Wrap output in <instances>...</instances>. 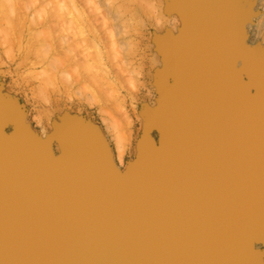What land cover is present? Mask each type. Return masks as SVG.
<instances>
[{"label": "water", "instance_id": "95a60500", "mask_svg": "<svg viewBox=\"0 0 264 264\" xmlns=\"http://www.w3.org/2000/svg\"><path fill=\"white\" fill-rule=\"evenodd\" d=\"M229 1L234 0L224 1L213 10L212 6L204 8V0H194V8L197 11L195 19L200 21L196 29L202 30H196L197 38L199 36L210 43L215 37L219 45L228 40L235 53L233 56H243L244 63L247 62L250 68V72L235 68L232 78L226 79V85H221L219 79L213 76L218 89L213 91V101L218 104L224 98V112L230 113L228 126H233L237 119L236 104L242 105L239 119L264 121V104H260L261 100L239 95L233 86L242 85L253 78L257 83L253 85L254 89L264 94L260 89L264 90L261 82L264 64L257 54L259 45L249 46L245 42L244 22L248 19L245 5L250 0H242L241 25L238 29L234 27L239 17L238 8ZM217 2L219 0L214 1ZM178 9L185 12L182 8ZM221 25L224 32H216ZM165 43L161 41L160 47L163 51H169L168 43ZM194 52L198 51L194 48ZM210 53V49L208 52L204 49L196 59ZM181 60L176 61L179 68L171 67L167 72L175 77L178 87L176 96L180 95L181 88L180 75L175 69L181 71L184 68ZM222 94L224 96L220 98ZM164 105L163 97L162 108ZM200 105L197 100L195 112H203ZM218 111L223 112V109ZM11 112L8 104L0 105L3 118L6 115L11 117ZM149 112V121L160 131L159 145L143 139L137 158L128 164L125 172L110 162V168L94 170L80 164L79 152L73 140L70 153L54 163L65 168L79 163L75 166L77 175L54 170L52 166L49 173L54 174L49 180L45 175L31 173L36 166L23 160L24 156L35 155L29 145L17 149L9 146L11 150L6 147L7 150L0 153V264H261L264 249H257L256 244H264V135L246 141L247 151L237 148L236 141H227L221 135L217 137L219 144L216 146L217 141L213 138L203 139L210 132L208 128L217 126L206 115L191 128L187 151H180L175 156L170 143L166 141L170 126L164 121L168 116L166 118L162 111ZM20 122L21 119H17V124ZM75 122L80 127L84 125L79 118ZM71 125L66 119L65 128ZM85 134L103 144L95 137L98 135L96 130L88 129ZM193 135L197 137L196 143ZM4 138L0 139V145L6 142ZM33 139L28 137V141ZM254 139L256 146L252 145ZM37 142L42 145L38 139ZM194 149L207 153L201 155L207 161L211 158L212 161L225 159L224 165L208 179L190 177L189 184L177 189L178 192L195 193L192 201L196 205L185 208L205 221L192 226L183 222V226H177L166 236L164 233L171 223L164 226L147 216L155 210L156 205L163 204L159 202L161 192L142 191L162 190L163 186L146 185L153 178L152 174L159 169L169 170L181 159L190 157ZM45 150L49 149L45 147ZM192 165L196 167V164ZM49 181L52 186H49ZM226 211L233 215L230 221L227 220ZM213 215L216 218L212 219ZM167 220L172 222V218ZM217 223L223 224L221 233L219 230L216 233L212 231L219 226ZM159 225L164 229L162 232L158 231ZM220 241L223 242L221 253L226 258L213 257L212 249H216ZM210 256L213 258L209 259Z\"/></svg>", "mask_w": 264, "mask_h": 264}, {"label": "bare ground", "instance_id": "6f19581e", "mask_svg": "<svg viewBox=\"0 0 264 264\" xmlns=\"http://www.w3.org/2000/svg\"><path fill=\"white\" fill-rule=\"evenodd\" d=\"M5 1V0H4ZM8 1L9 0H7L6 2L8 3ZM13 1V0H12ZM12 1H10V3H8L9 4V12H7L8 11V9H5V10H0V12H1V15L3 16V17H0V22H2V25H3V23L6 21V20H8V22L6 21L5 23H6V25L8 26V24H9V26L8 27H10L9 29H7L6 27H3L4 29H6L5 30V32L3 31V34L5 33L6 34V32L7 33H9V34H12V35H10V36H12V39L14 40V39H17L16 41H22V42H26V44H25V47H29V46H31L32 44H29V42H30V38L29 39H27L28 38V35H30L31 34V36H34V38L36 37L37 38V41H38V43H40V44H38V43H35V44H33V46L31 47V49L30 50H32V48H33V51H34V49H35V47L37 48V46L40 48L41 46H43L44 48L43 49H45V51H46V53L47 54H50L51 52H53V51H51V52H47V50H48V48H49V45L51 44V43H49L48 41H52V40H49V36L51 35L52 36V34H50V35H48L49 33H51V31H52V29H60V25L62 26V24H63V22L66 20V18H68L69 16V18H70V20L72 19L71 17H73L74 15H71V14H75V16H76V19H78V20H76V19H74V17H73V19H72V25L74 24L75 25V23L76 22H78L79 21V18H80V16L82 15V12H83V10L82 11H80V7H82L83 5V1H82V4H81V2H80V0H77L78 2H75L76 0H71V5H70V3H68L66 0V2L70 5V7H71V9H73L74 8V10H76L74 13H71V11H70V9L68 8L69 6L66 4V2H65V4H64V2H62L61 0V2L59 1V0H57V2H59V3H57L56 1H54V0H49V2L51 3V1H52V3H53V10H54V12H53V10L52 11H50L49 9H50V7H52L51 6V4H49V2H47L48 0H45V1H39L38 0V2H36L37 0H22L21 1V3L22 2H24L23 4H21V3H19L20 2V0H19V2H18V0H14L13 2ZM54 1V2H53ZM96 0H85V4H87L88 5V3H89V5H91L90 6V8H92L91 10H93V8L95 7L96 8V12L98 11L97 9H99V7H101L100 5L97 7L96 5H98V1H97V3L95 2ZM107 1V0H106ZM109 1V3H110V0H108ZM108 1H107V7H108ZM142 1V0H141ZM160 1V0H159ZM162 1L163 0H161V4H160V2H159V5L156 7V5H157V3H155L156 5L153 7V6H151L152 4V2L150 3V2H148V3H146V4H150V7L152 8H154V10L155 11H158V13H159V11L161 12V14H166L167 12H171V9H172V7H174L173 8V10H175V12H178L180 15H181V18H182V20H183V23H184V25H183V29L180 31V33L178 32V31H176L177 33H178V35H170V36H168L165 40H164V42H166L165 44H167L166 46L168 47L169 46V51H163V49H162V51H161V53L163 52V54H161V55H164V62L166 63V66L165 67H167V68H165V69H167V72H168V70H169V68H171V67H173V68H179V66L177 65V60H181V58H182V60H181V62L184 64V68L181 70V71H179V70H177V69H175V72L177 73V74H179L180 75V77L178 78L179 79V84H180V95L179 96H176L175 94L178 92V87H176V81H175V77L173 76V75H171L170 73H166V76L164 77V79L165 80H167V78H170V77H173L174 78V80H173V84H169V83H167V81H161L160 82V84H159V95H160V97H159V102H158V105H157V107H155L153 110H157V112H160V111H162V112H164L165 114H166V118H167V116H168V118H167V121H164L166 124L168 123L169 124V126H170V130H168L167 131V133H166V141L167 142H169L170 143V149H171V152L172 151H174L173 153L175 154V156L177 155V153L178 152H180V151H187V148H188V144H187V141H188V139H189V136H190V133H191V128L193 127V125H196L199 121H201L203 118H205L206 117V115H208V117H209V119L210 120H214V123L217 125V126H215V127H213V129H212V126L210 127V128H208L209 129V133H207V135L208 136H206L205 138L203 137V139H205V140H212V138L214 139V140H216L217 141V144H216V146L219 144V142H218V138L217 137H219V135H221L223 138H225L227 141H236V142H234V143H236V146H237V148H241V149H243L244 151H247L248 150V145H247V142L246 141H251L254 137H261V136H263L264 135V121H257V120H251V121H248V120H246V118H244L245 120L243 121L242 119H239V117H240V113L239 112H242V105H240V104H236L235 106V110H237V119L235 120V123L234 124H232L233 126H228V122H229V118H230V113L229 112H224V103H223V100H224V98H223V94L221 95V97L220 98H223L222 100H221V102H218V104H215L214 103V101H213V99H214V95H213V91L214 90H218L217 89V87H216V85L214 84V82H213V76L215 75V77H217L218 79H219V81H220V83H221V85H226V79H228V77H231L232 78V76H231V74H233L234 73V71H235V68H239L240 70H246V72L248 71V72H250L249 70H250V68H249V66H248V63L246 62V64L244 63V59H243V56H238V55H234L233 56V54H235L234 53V51L231 49L232 47L230 46V43H229V41L228 40H226V42L225 43H222V44H218L217 42H216V40H215V37L213 38V40L212 41H210V43H209V41H205V40H201L200 38H199V36H198V38H197V36H196V30H198V32H199V30L200 31H202L201 29H196L197 28V24H198V22H200L199 21V19L198 18H196L195 19V16H196V13H197V11H196V9L194 8V0H171V3L173 4V6H172V4H170L169 2L167 3V1H163V3H162ZM181 3H180V2ZM219 1H221V0H219ZM1 3H2V1H0ZM16 2H18L19 3V5H20V7L17 5V3ZM42 2H44V4H43V6H41L40 7V3L42 4ZM80 2V4L82 5V6H80L79 7V5L77 4V3H79ZM86 2H88V3H86ZM104 2V1H103ZM112 2H114V1H112ZM143 3H145V1H142ZM142 2H141V4L140 5H142ZM156 2H158V1H156ZM264 2V1H263ZM0 3V4H1ZM5 3V2H4ZM7 3H5V5H3V6H6V7H8L6 4ZM37 3H39V5L37 4ZM57 4V6L58 7H56V4ZM63 3V4H62ZM115 3V2H114ZM182 3H183V5L184 6H182ZM55 4V5H54ZM106 4V3H105ZM154 4V3H153ZM178 4V5H177ZM258 4V3H257ZM47 5H50L49 7H47ZM64 5H67V7H65ZM87 5H84L85 6V8L87 7V8H89ZM148 5H147V7H148ZM84 6H83V8H84ZM94 6V7H93ZM111 5L109 4V10H106L105 12L108 14V12L110 11V14H112V10L113 9H111V7H110ZM114 6V5H113ZM117 6H118V4H117ZM38 7H40V8H38ZM73 7V8H72ZM106 7V8H107ZM116 7V6H115ZM137 7H138V5H137ZM142 7V6H141ZM140 7V8H141ZM143 7H144V9L145 10H143ZM142 7V10L144 11V12H146L147 14L149 13L148 12V10H146L147 9V7L146 6H143ZM146 7V8H145ZM149 7V8H150ZM178 7L179 8H182L183 10H185V12L184 11H180L179 9H178ZM209 8L211 7V5L210 6H208ZM49 8V9H48ZM63 8H64V10H63ZM67 8L69 9V11L67 10ZM82 8V9H83ZM85 8H84V12H85V14L87 15L88 13H86V11L88 10L87 8V10L85 11ZM89 8V9H90ZM105 8V7H104ZM104 8H102V10H101V8L99 9V15L100 14H103L104 15V11H103V9ZM114 8V7H113ZM118 10H121V8H120V6H118ZM153 8H152V11L151 10H149V11H151V12H153ZM67 10V12L65 13V11ZM7 10V11H6ZM22 10H23V13H22ZM62 10V11H61ZM91 10H89L90 12H91ZM115 10V9H114ZM118 10H116V11H118ZM6 12V14L4 15L3 14V12ZM50 11V12H49ZM61 11V12H60ZM63 11H64V14H61V13H63ZM88 11V12H89ZM94 11H95V9H94ZM93 11V12H94ZM103 11V12H102ZM139 11H141V9L139 10ZM53 12V13H52ZM60 12V13H59ZM78 14H77V13ZM89 12V14H91L92 15V13L93 12H91L90 13ZM102 12V13H101ZM51 13V14H50ZM67 13L69 14L68 16H67ZM119 13V12H118ZM154 13V12H153ZM178 13H176V16H180V15H178ZM262 13V12H261ZM24 14V15H23ZM88 14V15H89ZM95 14V13H94ZM93 14V15H94ZM107 14L106 15H101V17H104V18H102V21H101V28H100V31H101V29H102V32H103V30L106 32V33H108L107 35L109 36L110 34V32L112 31V29H111V27H110V30L108 31V28H109V24H110V20H109V17L111 16V15H109L108 16V18H106L105 16H107ZM156 14V13H155ZM173 14V13H172ZM0 15V16H1ZM49 15H51V16H49ZM61 15H63V16H67L66 18L65 17H62ZM99 15L97 14L96 16H98V17H96L95 15V17L91 20V18L89 19L88 18V22H85L84 20H85V18H84V13H83V15H82V17L83 18H81V19H84V20H82L83 21V25H85L84 24V22L86 23V26H88L87 25V23L89 24V26L91 27V26H93V23H91V25H90V23L89 22H93L94 21V24L95 25H97V24H99L100 23V21H99ZM119 15H120V13H119ZM118 15V16H119ZM121 15H123V14H121ZM157 15V14H156ZM155 15V16H156ZM174 15V14H173ZM245 15L247 16V13H246V10H245ZM63 18V19H65L63 22L62 21H60V22H62V24L61 23H59V28L57 27L56 28V25H58L57 23L59 22L58 20H59V18H60V20H61V17ZM79 16V17H78ZM112 16H113V14H112ZM117 16V17H118ZM124 16H125V14H124ZM124 16H122V17H124ZM245 16V17H246ZM261 16V15H260ZM263 16V15H262ZM261 16V17H262ZM7 19H6V18ZM22 17H23V19H22ZM78 17V18H77ZM116 17V18H117ZM1 18H3V19H5V21L3 20V19H1ZM68 18V19H69ZM96 18H97V21L96 22H98L99 21V23H96L95 22V20H96ZM110 18H112V17H110ZM119 18V17H118ZM176 18V17H175ZM247 18H248V16H247ZM21 19H22V21L23 22H21ZM178 19V18H177ZM70 20H68L69 21V24L71 23V21ZM90 20V21H89ZM100 20H101V18H100ZM109 20V21H108ZM111 20H113V19H111ZM119 20V19H118ZM180 20V19H179ZM261 20H263V19H260V21L259 22H261ZM56 21H58L57 23H56ZM67 21V20H66ZM65 21V22H66ZM81 21V20H80ZM82 21H81V23H82ZM115 21V20H114ZM247 22H248V19L246 20ZM246 21L244 22V31H245V42L249 45V46H253V44H255V43H253V41H254V37H253V33H252V36L250 35L251 33H250V29H249V27L250 26H248V25H246L245 23H246ZM16 22H17V24H16ZM74 22V23H73ZM118 21H116V23H117ZM159 23H158V25L161 23L160 21H158ZM181 23V22H180ZM253 23V22H252ZM262 23H264V22H261V24ZM21 24V26H19ZM65 24H67V23H65ZM68 24V25H69ZM67 25V26H68ZM72 25H69L68 27H66V28H70V26L72 27V28H74ZM77 25L80 27L79 28V32H80V34H82V36H84V37H86L84 34H88V38H87V40L89 39V35L92 33V32H94L95 31V33H94V35L96 36H93V38H97L98 39V37H100L99 38V40H101V37H102V35L100 36V34L102 33H98L97 34V27L96 26H93V27H95V28H93V27H91V29L93 30H91L90 32V34H89V32L87 31V30H85L84 29V27H83V25L81 24H79V22L75 25L76 27H75V29H77L78 27H77ZM100 25V24H99ZM99 25H97L98 27H99ZM179 25V24H178ZM177 25V27H179ZM190 25V26H189ZM258 25H260V24H258ZM263 25V24H262ZM262 25L261 26H258V28H260V27H262ZM88 26V27H89ZM103 26V27H102ZM181 26H182V24H181ZM248 26V27H247ZM51 27H53L52 29H51ZM65 26H64V24H63V27H61V28H64ZM90 27H89V29H90ZM119 27H120V25H119ZM118 27V28H119ZM175 27V26H174ZM50 28V29H49ZM66 28H64L65 30H67ZM86 28V27H85ZM118 28L116 29V30H118ZM180 28V27H179ZM201 28V27H200ZM256 29V32H259V30H262L261 28L260 29ZM97 29V30H96ZM120 29V28H119ZM170 29H171V27H170ZM173 29V28H172ZM177 29V28H176ZM217 29V31L216 32H220V33H223L224 32V28H223V26L221 25L220 27H217L216 28ZM264 29V28H263ZM10 30H11V32H12V30H14L15 31V33H11L10 32ZM54 30V31H55ZM63 29H61V31H62ZM179 30V29H178ZM28 31H29V33H28ZM50 31V32H49ZM64 31V30H63ZM69 31H72L71 32V34H73V36L71 37L70 36V38H69V32H68V34L69 35H67L66 36V34H64V33H62L63 35H60V37H59V40H58V43H60V47H59V44L57 43V46L59 47V49L60 48H62L63 49V51L65 52V56H67L68 58H71V56H73L72 55V52H73V50L75 51L76 49V47L74 48V46L77 44V43H79V41L78 42H75L74 40H76L77 41V37H78V34H79V32H77L76 30H74V31H76L75 32V34L73 33L74 31H73V29L72 30H69ZM88 33H87V32ZM163 31V30H162ZM173 31H175V30H173ZM53 32V31H52ZM65 32V31H64ZM66 32V33H67ZM114 32V31H113ZM214 32V31H213ZM261 32V31H260ZM264 32V31H263ZM25 33L27 34L28 33V35H25ZM78 33V34H77ZM105 33V34H106ZM173 33H175V32H173ZM176 33V34H177ZM215 33V32H214ZM247 33H248V35H247ZM254 33H255V31H254ZM2 34V35H3ZM4 34V35H5ZM14 34H15V36H14ZM54 34H55V32H54ZM59 34H60V30H59ZM59 34H57L58 36H59ZM79 34V35H80ZM97 34V35H96ZM104 34V33H103ZM105 34H104V36H105ZM224 34H227V33H224ZM262 34V33H261ZM3 35V36H4ZM48 35V36H47ZM56 35V34H55ZM74 35H76V37L75 38H73L74 37ZM93 35V34H92ZM113 35L114 34H112V35H110L111 37H113ZM119 35V34H118ZM168 35V34H167ZM166 35V36H167ZM213 35H215V34H213ZM255 35H256V33H255ZM258 35V34H257ZM259 35H260V33H259ZM259 35H258V37H259ZM2 36V37H3ZM18 38H17V37ZM27 36V37H26ZM58 36H56V37H58ZM67 38H66V37ZM159 36V35H158ZM5 37H7V35H5L3 38H5ZM8 37H9V35H8ZM8 37L6 38V39H8ZM53 38H54V36H52ZM11 38V37H10ZM35 38V39H36ZM39 38V39H38ZM48 38V39H47ZM73 38V39H72ZM82 37H80L79 39H81ZM93 38H92V40H93ZM104 38V37H103ZM102 38V39H103ZM257 38V37H256ZM70 39H72V40H70ZM83 39V38H82ZM84 39H86V38H84ZM83 39V40H84ZM109 39H111V38H109ZM199 40L198 41V43L196 42V40ZM4 40V39H3ZM11 40V39H10ZM9 39H8V42L10 41ZM32 40V39H31ZM54 41H56L57 42V38L55 39H53ZM86 40V41H87ZM90 40H91V38H90ZM96 40V39H95ZM2 41V40H1ZM5 41V40H4ZM4 41H2V43L4 42ZM112 41L114 42L115 40H113L112 39ZM263 41V40H262ZM13 42V41H12ZM19 42H17V43H19ZM34 42V41H33ZM36 42V41H35ZM48 42V43H47ZM80 42H82L81 40H80ZM89 42V41H88ZM86 43V44H84L85 45V47H86V45H87V47L89 46V44L90 43ZM96 41H94L93 40V43H95ZM98 42V41H97ZM96 42V43H97ZM21 43V42H20ZM83 43H84V41H83ZM99 43H101V42H99ZM4 44V43H3ZM5 44H6V41H5ZM4 44V45H5ZM9 44V43H8ZM12 44V43H11ZM13 44H14V42H13ZM12 44V45H13ZM24 44V43H23ZM36 44H38L37 46H36ZM250 44H252V45H250ZM10 45V44H9ZM22 45V44H21ZM29 45V46H28ZM34 45H35V47H34ZM39 45H41V46H39ZM80 45V44H79ZM78 45V46H79ZM94 46H95V44H93ZM103 45V44H102ZM114 45V44H113ZM255 45H259L258 46V52H257V54H258V56L260 57V59L263 61V64H264V45L262 44H255ZM52 46H53V48H54V50H55V42H53L52 41ZM56 46V47H57ZM81 46V45H80ZM79 46V47H80ZM91 46V45H90ZM97 46H99V45H97ZM112 46V45H111ZM23 47H24V45H23ZM22 47V48H23ZM82 47V46H81ZM84 47V48H85ZM86 47V48H87ZM93 47V46H92ZM102 47V46H101ZM19 48H21V47H19ZM21 48V49H22ZM38 48V49H39ZM50 48H51V46H50ZM85 48V49H86ZM89 48V47H88ZM91 48V47H90ZM94 48V47H93ZM99 49H101L100 48V46L98 47ZM98 48H94L95 50L94 51H96V49H98ZM105 48V47H104ZM114 48V47H113ZM112 48V49H113ZM194 48L196 49V51H198L197 53H193V50H194ZM24 49V48H23ZM22 49V50H23ZM42 49V50H43ZM81 49V48H80ZM207 50V52L209 51V49L211 50V53L209 54V56H207V55H204V54H202L198 59H196V57H197V55H200L201 53H202V51L203 50ZM28 50V49H27ZM30 50H28V53L30 54V52H31V54H32V51H30ZM36 50V49H35ZM50 50H53L52 48L50 49ZM88 50V49H87ZM26 51V50H25ZM24 51V52H25ZM45 51H44V53H45ZM56 51V50H55ZM60 51H62V50H60ZM78 51V50H77ZM81 51H83V50H81ZM93 51V52H94ZM93 52H92V56H90V54H89V56L90 57H92L93 58ZM100 52H101V50H100ZM23 53V52H22ZM41 53H42V51H41ZM45 53V54H46ZM54 53V52H53ZM88 53V52H87ZM90 53H91V51H90ZM96 53V52H95ZM102 53V52H101ZM46 54V56H48ZM52 54V53H51ZM50 54V55H51ZM73 54H75V52H73ZM80 54V53H79ZM110 54H112V53H110ZM182 54V57L181 58H179L180 57V55ZM25 55V54H24ZM24 55H22L25 59H26V57L28 56L27 55V53H26V55L27 56H24ZM49 55V56H50ZM94 55H96V54H94ZM99 54H98V52H97V56H98ZM103 55H104V52H103ZM102 55V56H103ZM114 55V54H113ZM160 55V56H161ZM204 55V56H203ZM42 57L44 56V55H41ZM48 56V57H49ZM54 56V55H53ZM70 56V57H69ZM77 56V55H76ZM81 56H83V55H81ZM101 55H100V57H102ZM116 56H117V52H116ZM115 56V58H117ZM193 56V57H192ZM236 56V57H235ZM48 57L46 58V59H48ZM89 57V58H90ZM163 57V56H162ZM50 58V57H49ZM74 58V57H73ZM78 58V57H77ZM80 58V57H79ZM111 58V57H110ZM119 58V57H118ZM117 58V59H118ZM27 59H29V58H27ZM42 59V58H41ZM45 59V60H46ZM86 59V58H85ZM104 59V58H103ZM112 59V58H111ZM44 60V59H43ZM52 60H54V58L53 59H51L50 61H51V63L53 62ZM69 60H71V59H69ZM68 60V61H69ZM100 61L102 60L101 58L99 59ZM26 61V60H25ZM38 61H40V60H38ZM38 61H37V63H38ZM55 61H56V58H55ZM57 61H59V60H57ZM75 61V60H74ZM34 62V61H33ZM41 62V61H40ZM46 62V61H45ZM45 62H42V64H44ZM76 62V61H75ZM80 62H81V60H80ZM102 62V61H101ZM121 62V61H120ZM26 63V62H25ZM35 63V62H34ZM46 63H48V65L49 66H51V65H54L55 67H57V68H55L54 66L52 67V68H55L57 71L56 72H58L59 71V68H58V66H56L57 65V63L55 62V64H51L50 65V63L49 62H46ZM68 63V65H69V62H67ZM79 62H77V64L76 65H80V63L78 64ZM83 63V62H82ZM99 63V62H98ZM117 63V62H116ZM123 63V62H122ZM127 63H131L130 61L128 62L127 61ZM39 64V63H38ZM37 64V65H38ZM41 64V63H40ZM63 64H65L66 65V62H64ZM62 64V65H63ZM73 64H75V63H73ZM72 64V62H71V65H73ZM124 64V63H123ZM123 64H119V66L120 65H123ZM70 65V66H71ZM91 65H93V64H91ZM87 66V65H85L87 68L86 69H88V67H89V69L92 67V66ZM117 65V64H116ZM127 64H124V67L126 66ZM244 65H245V67H244ZM35 66L36 65H34V68H35ZM41 66V65H40ZM74 66V65H73ZM72 66V67H73ZM94 66V65H93ZM97 66V65H96ZM113 66V65H112ZM129 66V65H128ZM128 66L127 67H125L126 69L128 68ZM141 66V65H140ZM44 67H46V66H44ZM60 67V66H59ZM65 67V66H64ZM98 67H99V65H98ZM121 67V66H120ZM123 67V66H122ZM131 67V66H130ZM61 68V67H60ZM69 68H71V67H69ZM76 68V67H75ZM104 68H107V67H104ZM103 67H102V69H104ZM124 68V70H121V73H123V71H125L126 69ZM160 68V67H159ZM159 68H156V70L158 69L159 70ZM64 69V68H63ZM82 69H83V71L85 70L84 68H83V66H82ZM92 69V68H91ZM115 69V68H114ZM119 69V68H118ZM121 69V68H120ZM130 69V68H129ZM129 69H127L128 70V72H130L131 71V69H130V71H129ZM135 69V68H134ZM133 69V71H135ZM154 69V68H153ZM61 70V69H60ZM65 70V69H64ZM76 70H78V68H76ZM75 70V71H76ZM99 70V69H98ZM106 70V69H105ZM105 70H103V72L105 73V75L107 74L106 73V71ZM117 70V69H116ZM126 70V71H127ZM155 70V69H154ZM163 70V69H162ZM190 70H192L193 72H190ZM66 71H67V69H66ZM70 71V70H69ZM112 71V70H111ZM132 71V72H133ZM263 71H264V68H263ZM41 72V71H40ZM74 72V71H73ZM80 72V71H79ZM88 72V71H87ZM100 72H102V70L100 71ZM99 72V73H100ZM109 72H110V69H109ZM127 72V73H128ZM131 72V73H132ZM165 72V71H164ZM38 73V72H37ZM67 73L69 74V76L67 75V74H65L67 77H64L65 75L63 74L62 76L66 79V78H68V77H70L71 76V74L67 71ZM76 73V72H75ZM82 73V72H81ZM88 73H90V72H88ZM95 73H96V70H95ZM99 73H97V74H99ZM118 73H120V71L118 72ZM117 73V74H118ZM135 73V72H134ZM138 74L140 73L139 71L137 72ZM77 74V73H76ZM87 74V73H86ZM91 74V73H90ZM89 74V78H90V75ZM93 74V73H92ZM101 74V73H100ZM100 74H99V76H100ZM108 74H110V73H108ZM107 74V75H108ZM124 74H126V73H124ZM31 75V74H30ZM81 75V74H80ZM95 75V74H94ZM105 75H102L103 77L105 76ZM128 75V74H127ZM135 75V74H134ZM73 76V75H72ZM79 76V75H78ZM82 76V75H81ZM86 76V75H85ZM85 76H83V77H85ZM108 76H110V75H108ZM108 76H107V78H108ZM112 76V75H111ZM115 76H117V75H115ZM119 76V75H118ZM117 76V77H118ZM126 76V75H125ZM130 76H132V74H130ZM139 76V75H138ZM48 77V76H47ZM87 77V76H86ZM85 77V78H86ZM103 77H101V78H103ZM255 77V76H254ZM259 77V76H258ZM49 78V77H48ZM80 78V77H79ZM88 78V79H89ZM93 78V77H92ZM105 78V77H104ZM106 78V79H107ZM136 78H137V76H136ZM256 78V77H255ZM69 80H70V78H68ZM75 79V78H74ZM95 79H97V78H95ZM94 79V80H95ZM110 78H108V80H109ZM153 79V78H152ZM159 79V78H158ZM222 79H224V80H222ZM259 79V78H258ZM53 80V79H52ZM71 80H72V78H71ZM70 80V81H71ZM80 80H81V78H80ZM90 80V79H89ZM104 80V79H103ZM110 80H112V79H110ZM110 80H109V82H110ZM130 80V79H129ZM60 81H61V79H60ZM75 81H76V79H75ZM86 81H88V80H86ZM92 81H93V79H92ZM91 81V82H92ZM97 81V80H96ZM99 81H101V80H99ZM115 81V80H114ZM131 81H132V77H131ZM138 81V80H137ZM56 82H57V80H56ZM69 82V81H68ZM67 82V83H68ZM78 82V81H77ZM80 82V81H79ZM95 82V81H94ZM106 82V81H105ZM108 82V81H107ZM133 82H134V79H133ZM136 82V81H135ZM133 83V84H135L136 85V83ZM263 84H264V78L262 79V81H261ZM98 83V82H97ZM102 83V82H101ZM132 83V82H131ZM141 83V82H140ZM229 84H230V82H228ZM69 84V83H68ZM96 84V83H95ZM99 85H100V83H98ZM104 84V83H103ZM109 84V83H108ZM112 84V83H111ZM111 84H109V86L111 87ZM132 84V85H133ZM257 83H256V79H253V78H250V80H246L245 82H243L242 83V85H233V86H235L234 87V89H237V93L239 94V95H247L248 97H253V98H259L260 100H261V102H260V104H264V94L263 93H259L260 91L259 90H256V89H254L255 87H253V85H256ZM54 85V84H53ZM74 85V84H73ZM84 84H82V86H83ZM88 85V84H87ZM86 85V86H87ZM92 85V84H91ZM99 85H98V87H99ZM135 85H133V86H135ZM72 86V85H71ZM81 86V87H82ZM85 86V85H84ZM83 86V87H84ZM90 86V85H89ZM93 86H96V85H94L93 84ZM112 86H113V84H112ZM115 86V85H114ZM132 86V87H133ZM55 87V86H54ZM82 87V88H83ZM88 87V86H87ZM97 87V88H98ZM109 87V88H110ZM136 88H137V86H135ZM139 87V86H138ZM72 88V87H71ZM86 88V87H85ZM100 88H103V86L101 87L100 86ZM108 88V87H107ZM113 88V87H112ZM135 88V89H136ZM78 89H80V88H78ZM106 89V88H105ZM134 89V90H135ZM138 89V88H137ZM136 89V90H137ZM261 89V91H264L262 88H260ZM69 90V89H68ZM81 90V89H80ZM100 90H102V89H100ZM103 90H104V88H103ZM117 90V89H116ZM105 91V90H104ZM112 91H114V89L113 90H111V92ZM255 91H257V93H255ZM115 92V91H114ZM199 93H203L204 95L203 96H201V95H199L198 97H197V95L196 94H199ZM234 93V92H233ZM115 94H117V96H118V94L119 93H115ZM114 94V95H115ZM109 95V94H108ZM112 95V94H111ZM121 95V94H120ZM107 96V95H106ZM110 96V95H109ZM111 98L110 99H112V96H110ZM164 97V100H165V105H164V107L162 108V98ZM113 98L115 99V98H117L116 96H113ZM119 98V97H118ZM113 99V101L112 102H116L115 100ZM121 99V98H120ZM197 100H199V102L201 103V105H200V109H202V111L203 112H195V108H196V101ZM119 101V100H118ZM120 102V101H119ZM119 102H117V103H115L116 105H114V106H116V107H119L120 108V110L118 111L117 109H119V108H114V109H116L115 110V112L117 111V113H122L121 115L123 116V118H119L120 119V123H121V120L123 119V121L125 122H123L122 121V123L120 124V123H118V121L119 120H117V119H113V120H111L110 118L107 120L106 119V117H105V119L104 120H106V122H107V124L106 125H108V128H107V130H109V129H112L113 130V132L114 133H112L113 135L115 134V137H113V139L115 138L116 140V144H117V151H118V158H119V163L120 164H122L123 163V157H124V154H125V147L127 148V146H126V144H128L129 142L127 141L128 139L127 138H130V132H133L132 130L131 131H128V134H127V130H129V129H131L132 128V124H134V123H132L131 122V120H130V116H129V112H127V110L125 109L126 107H125V105H123L122 106V100H121V104L120 105H118V103ZM0 105H2V104H0ZM108 105V104H107ZM111 105V104H110ZM109 106V105H108ZM112 106V105H111ZM110 106V107H111ZM102 107V106H101ZM107 107V106H106ZM113 107V106H112ZM12 108H13V106H12ZM11 108V110L13 111L14 110V108L12 109ZM105 107H103L102 109H104ZM189 108V109H188ZM220 108H222L223 109V112H219L218 110L220 109ZM101 109V110H102ZM108 109V108H107ZM107 109H104V113L106 114V112L108 111ZM113 109V108H112ZM113 109V110H114ZM107 110V111H106ZM111 109H109V111H110ZM112 110V112L114 113V111ZM152 110V111H153ZM187 110V111H186ZM15 111V110H14ZM103 111V110H102ZM111 112V111H110ZM109 112V113H110ZM112 112L110 113V114H112ZM168 113H170L171 114V117L169 116V114ZM101 114H102V112H101ZM11 117H7V115L5 116V114H4V116H5V118H3V116H2V114H0V139L4 136L5 138V143L3 144H1L0 145V153H2L3 152V150L4 149H6V147H7V149L8 150H11V148H9V146L10 147H14V149H17V148H23V147H25L26 145H29L30 146V150L32 151V152H34L35 153V155L33 156V157H31V156H24L23 157V160L26 162V164L27 163H31V164H34L35 166H36V168L31 172V173H36V174H38V175H45V177H46V179H48L49 180V178H51V176L54 174V173H49V169L52 167V166H54L53 167V169L54 170H58V171H66V172H68V173H71V174H74V175H77V171H76V167L75 166H77V165H80V164H82V165H86V166H90V167H92V169L94 170V169H98V168H101V169H104V168H110V166L108 165V163L110 162L112 165L114 164V166L116 167V168H118L117 167V165H116V163L114 162V159H113V156H112V154H111V151H110V148H109V146H108V144L106 143V141L104 140V138L102 137V135L100 134V132H98L97 131V133H98V135H95V137L96 138H98L100 141H102V143L103 144H99V142L98 141H96L95 139H93V138H90V137H88L87 136V134H85L86 133V131L89 129H91V128H88V126L86 127V125L84 124L83 125V127H80L79 126V124H77L76 122H75V120L74 121H68V123H71L72 125H71V127L70 128H68V127H66L65 128V126H64V124H62L61 122V124H56L55 125V129L57 130L58 129V132H59V134H60V137H61V139L63 138V142H61V146H60V148H61V151H59L60 152V154L58 155V156H56L55 154H54V152H53V150H52V148H51V146L49 145V143H47V142H44V140H42L41 138H39L33 131H32V129L28 126V125H26L24 122H20V124H16V128L14 129V131H13V133H11V134H8L6 131H5V126H6V124L13 118V116H16V117H18V116H20L19 115V113L17 114V112L15 113V112H11ZM68 115V114H67ZM224 115H226V119H224ZM114 116V115H113ZM118 116H120V115H118ZM108 117V116H107ZM116 117V116H115ZM103 118V117H102ZM111 118H113V117H111ZM140 118V117H139ZM19 119V118H18ZM62 119V118H61ZM72 119H76V118H72ZM71 119V120H72ZM132 119V118H131ZM14 120V119H13ZM53 120H55V119H53ZM57 120V119H56ZM69 120V119H68ZM133 120V119H132ZM3 121H4V124H3ZM57 122H59V121H57ZM56 122V123H57ZM125 125H124V124ZM14 124H15V122H14ZM54 124H55V122H54ZM125 126H123V125ZM150 124H151V122H150ZM164 124V123H163ZM152 125V124H151ZM146 126V125H145ZM153 126V125H152ZM219 126V127H218ZM107 127V126H106ZM122 127H123V129H126V131L124 130L123 131V129H122ZM142 127V126H141ZM155 126H153V128H154ZM87 128V129H86ZM145 128H147V126L145 127ZM149 128V127H148ZM152 128V129H153ZM24 129H27L28 130V132H26L27 130H24ZM51 129H52V127H51ZM141 129V128H140ZM157 129V128H156ZM86 130V131H85ZM94 130V129H93ZM111 130V131H112ZM158 130V133H159V135H160V131H159V129H157ZM110 131V130H109ZM145 131V130H144ZM143 131V132H144ZM48 132V131H47ZM85 132V133H84ZM102 132V131H101ZM149 132V131H148ZM92 133V132H91ZM147 133V132H146ZM132 134V133H131ZM109 135V134H108ZM146 135V134H145ZM30 136L31 137H34L35 139H33L32 141H28V137L30 138ZM58 136V135H57ZM128 136V137H127ZM45 137V136H44ZM209 137V138H208ZM133 138V137H132ZM131 138V139H132ZM37 139H38V141L39 142H41L42 143V145L40 144V143H38L37 142ZM48 139V138H47ZM46 139V140H47ZM57 139H60V138H57ZM60 139V140H61ZM131 139H129V140H131ZM147 142H149L151 139H149V138H147V137H145L144 138ZM71 140H73L72 142H73V144H74V147H75V149H78V152H79V157H78V162L80 163H77V164H74L73 166L74 167H67V168H65V167H58V165L57 164H55L54 162L57 160V159H59V158H64L65 157V155H67V154H69L70 153V151H71ZM193 140H194V142L196 143L197 142V137L196 136H194L193 135ZM62 141V140H61ZM143 141V140H142ZM141 141V142H142ZM152 141H154V140H152ZM128 142V143H127ZM155 142V141H154ZM159 142V141H158ZM201 142V141H200ZM156 143V142H155ZM46 144H48V146H46ZM141 144V143H140ZM158 144V143H157ZM201 144H202V142H201ZM159 145V144H158ZM203 145V144H202ZM252 145L253 146H256V142H255V139L253 140V142H252ZM140 146V145H139ZM45 147H47L49 150H45ZM6 149V150H7ZM202 150H197V149H194V151H193V153L191 154V156L190 157H185V158H183V159H181L180 161H178L177 163H175V164H173L170 168H169V170H167V169H159L157 172H155V173H153L152 174V177L153 178H150L148 181H147V183H146V185H153V186H163V188H162V190L160 189V190H146V191H142V192H152V193H158V192H161V194H162V197H161V200L159 201V202H163V204H158V205H156V207H155V210H152V212L150 213V214H148L147 216L149 217V219H151V220H157L156 222H158V223H160V224H164V226H168L169 225V223H171V227L170 226H168L167 227V229H166V231H165V235L166 236H169V233L170 232H172V230H176L178 227L177 226H183V224L185 223V224H187L188 226H192V225H200L201 223H203L205 220L203 219V218H199L196 214H194V213H190L188 210H186V206H188V205H191V207L192 206H194V205H196V202L195 201H192L193 200V197L195 196V193L194 192H178V190L177 189H179V188H181V187H183L185 184H189L190 183V181H188V180H190L191 178L190 177H193V178H202V179H208L211 175H213V174H215V172H217L220 168H221V166H222V164L224 165V161H225V159H223V158H220L218 161H212V158L210 159V161H207V159H202L201 158V155H206L207 153H204V152H201ZM138 153H139V149H138ZM209 153H210V151H209ZM217 153V152H216ZM22 155V154H21ZM137 156H138V154H137ZM137 158V157H136ZM0 160H2V159H0ZM186 164H188L189 166H187ZM192 164H196V167H197V169H195L196 167H194ZM128 167V166H127ZM119 169V168H118ZM127 169V168H126ZM120 170V169H119ZM121 172H125L126 170H124V171H122V170H120ZM61 176H62V174H60ZM193 182H196V181H193ZM212 182V181H211ZM36 185V184H35ZM201 185H205V184H201ZM38 186V185H37ZM49 186H52V183L49 181ZM40 187V186H39ZM160 198V197H159ZM147 199V198H146ZM156 201H158V199L156 200ZM167 204V205H164V204ZM190 207V208H191ZM215 212V210H213L212 211V213H214ZM220 216H222L221 214H220ZM226 217H227V220L228 221H230V219H233V215L231 214H229L227 211H226ZM172 218V222H169L167 219H171ZM214 218H216V216L215 215H213L212 216V219H214ZM226 220V221H227ZM226 221H225V223H226ZM184 222V223H183ZM218 225H219V223H217ZM173 225V226H172ZM137 229H139V228H137ZM222 229H223V224H221V225H219V226H217V228L215 229V230H212V231H215V233H216V231L217 230H219V232L221 233V231H222ZM142 230L143 231H147L146 230V228H142ZM142 230H140V234L142 233ZM164 229L162 228V226L161 225H159L158 226V231L159 232H162ZM212 231H210V233L212 232ZM163 233H162V237H163V235H164ZM201 239H203V237L201 238ZM222 241H220L217 245H216V249L215 248H213L212 249V252L214 253L213 254V257L215 258V257H219V258H226V255H224V254H222L221 252V245H222ZM261 245H264L263 243H257L256 244V248L257 249H260V247H261ZM262 250V249H261ZM217 255V256H216ZM212 256H210L209 257V259H212L213 258ZM262 260H263V258L261 259V264H263L262 263ZM194 263H196V260H194ZM256 263H257V261H256ZM258 264V263H257Z\"/></svg>", "mask_w": 264, "mask_h": 264}, {"label": "rangeland", "instance_id": "374dc122", "mask_svg": "<svg viewBox=\"0 0 264 264\" xmlns=\"http://www.w3.org/2000/svg\"><path fill=\"white\" fill-rule=\"evenodd\" d=\"M0 1H2V3L0 2L1 3L0 4V10L1 9L2 10L8 9V11L7 10L6 11L9 12V4L8 3H10V1H12V0H9L8 3L6 2L7 0H5V1L0 0ZM21 1L22 0H20V2H19V0H18L19 3H21ZM39 1L41 2L42 0H39ZM43 1H45V0H43ZM54 1L57 2V0H54ZM66 1L68 3H70V5L72 4L71 0H66ZM66 1L63 0L62 2H64V4H65ZM82 1L83 0H80L81 4H82ZM97 1H98V5H96V6L98 7L101 4L100 5L101 7H99V9L101 8V10H102V8L105 7L103 9L104 12L106 10H109L108 9L109 4L111 5L110 6L111 9H113L112 10L113 16H112V14H110V11L108 12V14L111 15L110 17H112V18L109 17L110 21L108 20L110 22L108 31L110 30V27H111L112 31L110 30L111 32L109 34L110 35L114 34L113 37H111L110 35L108 36L107 35L108 33H106L104 30L102 32L103 28L100 31V28H101L100 26L102 25L101 21H102V18H104V17H101V15H103V14L99 15V12H100L99 9H97L99 12L98 11L96 12V8L94 6H93L94 7L93 10H91L92 9V8H90L91 5H89L88 2H86V3H88L89 6L87 4H85V0L83 1L82 5L83 6L87 5L90 8L89 9L86 7L88 9L87 10L84 6L85 11L87 10L86 13L89 14V12H90L89 10H91V12H93L95 9V11L92 13V15L91 14L86 15L84 12L83 6L80 4V2L77 3L79 5V7L82 6V7H80V11L83 10L82 15H83V13L85 15L84 16L85 20L81 19V18H83L81 15L78 22L80 25L81 24L83 25L82 20H84L85 22H88L87 20L89 17L92 20L98 14L100 23H99V21L96 22L97 18H96L95 22L100 24V25L97 24V25H99V27L94 24V21L89 22V23H90V25H91V23H93V26L97 27V29H98V30L96 29L97 34L102 32L100 34V36L102 35L101 40H99L100 37H98V39L93 38V36H95L94 35L95 31L92 33L90 32L92 30L91 27H93V26L90 27L89 24L87 23V25L90 27V29H89V27L86 26L85 22H84L85 25H83V27L85 30H87L89 32V34L90 33L91 34L89 35L88 40H87L88 34L87 35L84 34L86 37L82 36V34H80V32H79L80 27L78 25H77L78 28L75 29V27H76L75 25L78 22H76L75 25L74 24L72 25L73 17H74V19H76V16H77V15L75 16V14H71V15H74L73 17H71L72 18L71 20L69 18L70 16L68 17L69 19L66 18L69 15L67 13V16L61 15L62 17H65L67 21L65 19H63L61 16H60L61 20L59 18V20H58L59 22L56 21V23L58 22L57 23L58 25H56V28L57 27L59 28V23L62 24V22L64 20L66 21V22L65 21L63 22V24L65 26L64 28L68 27L69 25H72L74 28H72L70 26V28H66L67 30H65L64 28H61V27H63V24H62V26L60 25V29H59L60 34H59L58 29L55 30V29H52L53 27H51L53 32L51 31V33H49L48 35L53 33L52 36H54L55 39L57 38V42L53 40L54 38L51 35L49 36L50 37L49 40H52L53 42H55L56 46H57L60 35H63L62 33L66 34V36L70 34L69 35V38H70V36L72 37L73 34H71L72 31H69V30L73 29V31L76 30L77 32H79L80 35L77 33L78 34V37L76 38L77 41L74 40L75 42L79 41V43H77L74 46V48L76 47L75 48L76 50L75 51L73 50V52H75V54H73V52H72L73 56H71V58H68L67 56H65V52H64L65 50L63 51L62 48L59 49L60 43H58L59 47L55 46V50H56L55 51L53 46H52V41H48L51 44L49 45L47 52L53 51L54 53L51 52L52 53V54L50 53L51 55L47 54L45 49H43L44 48L43 46L39 45V46H41L40 48L37 46L41 42L38 43L36 37H35L36 38L35 39L34 36H31V34L28 35L29 31L27 34L25 33V35H28L27 39H29L31 37L29 44L38 43V44H36L37 48L34 45L36 50L34 49V51H33V48H32V50H30L31 47L33 46V44L31 46L28 45L29 47H25L26 42L20 41L21 42L20 43L19 41H16L17 39L13 40L12 36H10L12 34L7 33L9 30L6 32V34L4 33L5 35H7V37L9 35V37H8L9 40L11 39L8 42V39H6L7 37L3 38L5 36L3 34V31L5 32V30H6L3 27L7 26L5 22L6 21L8 22V20L5 21V19L1 18L5 22L3 23V25H2V22H0V104H2V105L8 104L11 108L13 106V108L15 110V111L13 110V112H15V113L17 112V114L19 113V115L21 114L18 117L13 116V118L6 124L5 131L8 134L13 133L14 129L16 128L15 126L17 124V119L19 118V119H21V122H24L26 125H28L39 138L44 140V142L49 143V145L51 146V148H52V150L56 156H58L60 154L59 151H61L60 146H61V142H63V138L61 139L60 134L58 132V129L57 130L55 129V125L61 124V123L64 124L66 119H67V121H74V120H77L78 118L81 119L83 121V123L86 125V127L88 126V128H91V129H94V130L100 132V134L102 135V137L104 138V140L106 141V143L108 144V146L110 148L111 154L113 156L114 162L116 163L117 167L120 170L124 171V170H126L128 164L136 159L137 154H138L139 145L145 137H147L151 140H154L156 143H158V141H159L158 130L155 127L153 128V126L150 124V121L148 119V116L150 115L149 111L152 112V110L155 107H157V105H158L159 97H160L158 87H159L160 82L161 81H167V83H169V84L174 83L173 77L167 78V80L164 79V77L166 76V73H167V69H165V68H167V67H165L166 63L164 62V59H165L164 55H161V54H163V52L161 53L162 49L160 47V43H161V41L163 42L170 35H175V36L178 35V33L176 31H178L180 33V31L183 29L182 27H183L184 23H183V20L181 18V15L178 12H175V10H173L174 7H172L171 12H167L164 15L161 14L160 11H159V13H158V11H155L156 9L154 10V8H153L156 5L155 3H157V5H156V7H157L159 5V2L161 4V0L160 1L159 0H142V1H145V3H143L141 0H110V3H109V1L107 0L108 1V7L106 6L107 5L106 0H96L95 2L97 3ZM112 1H114L115 3ZM156 1H158V2H156ZM163 1H167V3L169 2L170 4H172L171 0H163ZM163 1H162V3H163ZM214 1L215 0H204V8H207L208 6L211 5L212 9L216 10L224 1H227V0H221L217 3H214ZM263 1L264 0H250L245 5V10H246V13L248 16V22L246 21L245 24L250 26L249 27L250 33L251 32L253 33V37H254L253 43H255V44L257 43V44H261V45L262 44L264 45V32H263L264 31V29H263L264 23H262L263 25L261 24V22H264V2ZM4 2L7 3L6 5L8 7L3 6V5H5ZM18 2H16V3L20 7ZM36 2H38V0ZM47 2H49V0ZM67 2H66V4L69 6L68 8L70 9L71 13H74L76 10H74L73 7H72L73 9H71L70 5ZM75 2H78V1L76 0ZM141 2H142V5H140ZM148 2H150V3L152 2L151 6L154 5L152 7L154 13L151 12L152 8L150 7V4L149 5L146 4ZM23 3L24 2H22L21 4H23ZM57 3H59V2H57ZM37 4L39 5V3H37ZM43 4H44V2H42V4L40 3V7L43 6ZM49 4H51L52 7H50V9L49 8L48 9L50 11H52L54 9L52 1H51V3L49 2ZM117 4H118V6H120L121 10H118L119 8H118ZM230 4L233 6H236L238 8L239 17L234 24V27L236 29H238L241 25L240 13H241V10L243 7V1L242 0H234V1L230 2ZM67 5H64V6L67 7ZM137 5H138V7H137ZM147 5H148V7H147ZM49 6L50 5H47V7H49ZM141 6L142 7L146 6L147 7L146 10H148L149 13L147 14L146 12H144L143 10H145V9L143 7V10H142ZM172 6H173V4H172ZM40 7H38V8H40ZM56 7H58L57 4H56ZM68 8H67V10L69 11ZM140 9H141V11H139ZM63 10H64V8H63ZM67 10L65 11V13L67 12ZM116 10H118V11H116ZM149 10H151V11H149ZM53 12H54V10H53ZM106 12L104 13V15L107 14ZM118 12L120 13V15ZM4 13L6 14L5 11L3 12V14ZM22 13H23V10H22ZM176 13H178V15H180V16H176ZM61 14H64V11ZM108 14H107V16H105L106 18H108V16H109ZM121 14H123V15H121ZM124 14H125V16H124ZM0 15H1V12H0ZM260 15L261 16L263 15V16L261 17ZM49 16H51V15H49ZM122 16H124V17H122ZM0 17H3V16L1 15ZM96 17H98V16H96ZM100 18H101V20H100ZM22 19H23V17H22ZM22 19H21V22H23ZM111 19H113V20H111ZM260 19H263V20H261V22H259ZM68 20L71 21L70 24H69ZM76 20H78V19H76ZM80 20L82 21V23ZM60 21H62V22H60ZM116 21H118V22L116 23ZM158 21L161 22L159 25H158V23H159ZM65 23H67V24H65ZM16 24H17V22H16ZM181 24H182V26H181ZM258 24H260V25H258ZM119 25H120V27H119ZM177 25L180 28L177 27ZM261 25H262V27H260V28L262 30H259V32H256V29L258 28V26H261ZM8 26H9V24H8ZM19 26H21V24ZM170 27H171V29H170ZM9 28L10 27H8L7 29H9ZM93 28H95V27H93ZM117 28H118V30H116ZM260 28H258V29H260ZM61 29H63L65 32L63 30L61 31ZM173 30H175V31H173ZM67 31L69 32V34ZM76 31H74L73 33L75 34ZM254 31H255L256 35H255ZM10 32H11V30H10ZM54 32L56 35L54 34ZM173 32H175V33H173ZM11 33H15V31L12 30ZM103 33L104 34L106 33L105 36ZM252 33L250 34L251 36H252ZM259 33H260V35H259ZM57 34H59V36ZM257 34L259 35V37ZM247 35H248V33H247ZM14 36H15V34H14ZM56 36H58V37H56ZM75 37H76V35H74L73 38H75ZM80 37H82L83 39L84 38H86V39H84V40L82 38L79 39ZM90 38H91V40H90ZM92 38L94 41H96V42L98 41V42L93 43ZM109 38H111V39H109ZM3 39L6 41V44H5V41ZM72 39H70V40H72ZM112 39L115 41L113 42ZM1 40L4 41L3 43L5 45L2 43ZM80 40L82 42H80ZM12 41L14 42V44ZM83 41H84V43H83ZM17 42H19V43H17ZM85 42L90 43L88 46L89 48L87 47L88 44L86 45L87 48L85 47V45H84V44H86ZM99 42H101V43H99ZM93 44H95V46ZM255 44H253V45H255ZM23 45H24V47H23ZM97 45H99L101 49H99L98 48L99 46H97ZM250 45H252V44H250ZM50 46L53 50H50L51 49ZM92 46L94 48H98V49H96V51H94L95 49ZM19 47H21V48L23 47L24 49L22 48L23 49L22 50ZM27 49L32 51V54H31V52L29 54ZM60 50H62V51H60ZM81 50H83V51H81ZM100 50L102 53L100 52ZM41 51H42V53H41ZM44 51L48 56L50 55L49 56L50 58L48 56H46ZM90 51H91V53H90ZM92 52H93V58L90 57V56H92ZM97 52L99 54L98 56H97ZM103 52H104V55H103ZM116 52H117V56H116ZM26 53L28 56L26 55ZM110 53H112V54H110ZM89 54H90V56H89ZM94 54H96V55H94ZM22 55L27 56L26 59ZM41 55H44V56L42 57ZM81 55H83V56H81ZM100 55L101 56L103 55V56L100 57ZM115 56L117 58L118 57L119 58L117 59V58H115ZM47 57H48V59H46ZM27 58H29V59H27ZM53 58H54V60H52L53 62L51 63L50 60ZM55 58H56V61H55ZM100 58L102 59L101 60L102 62L99 60ZM69 59H71V60H69ZM38 60H40L41 62ZM57 60H59V61H57ZM80 60H81V62H80ZM37 61L39 64L37 63ZM45 61L49 62L50 65L55 64V62H56L57 65L56 64L55 65L58 66L59 71L56 72L58 69L56 70L55 68H57V67H55L54 65L49 66L48 63H46ZM127 61L128 62L130 61L131 63H127ZM42 62H45V63L42 64ZM64 62H66V65L63 64ZM67 62H69V65ZM71 62H72V64L75 63V64H73L74 66L71 65ZM77 62H79L80 65H76ZM122 62L124 64H127L125 67H127L129 65L127 69L130 68L131 69V71L129 69L130 72H128V70L124 67V64ZM91 64H93L94 66ZM119 64H123V65H120L121 66L120 67ZM34 65H36L35 68H34ZM85 65H87V66L91 65L92 69L91 68L89 69V67H88V69H86L87 67ZM98 65H99V67H98ZM44 66H46V67H44ZM53 66L55 68H52ZM82 66L85 69L84 71L82 69ZM69 67H71V68H69ZM75 67L78 68V70H76ZM102 67L103 68L107 67V68L102 69ZM124 68L127 71L125 70V71H123V73H121V70H124ZM156 68H159V70L158 69L156 70ZM66 69L71 74V76L68 77V78H70V80L72 78L71 81L68 78H66V79L64 78V77H67L65 74H67L69 76ZM109 69H110V72H109ZM133 69L135 71H133ZM95 70H96V73H95ZM101 70H102V72H100ZM103 70H105L107 74L110 73V74H108L110 76H108L107 74L105 75ZM87 71L90 72L91 74L88 73ZM119 71H120V73H118ZM138 71L140 72L139 74L137 73ZM62 73L63 74L65 73L64 77L62 76L63 75ZM97 73H99L100 76ZM124 73H126V74H124ZM89 74L91 75L90 78H89ZM130 74H132V76H130ZM102 75H105L104 76L105 78ZM115 75H117V76L119 75V76L117 77ZM83 76H85L86 78ZM107 76H108V78L112 79V80L109 79L110 82H109ZM136 76H137V78H136ZM79 77L81 78V80ZM101 77H103V78H101ZM131 77H132V81H131ZM74 78L76 79V81ZM95 78H97V79H95ZM60 79H61V81H60ZM92 79H93V81H92ZM133 79H134V82L135 81L137 82V83L135 82L136 85L133 84L134 83ZM56 80H57V82H56ZM86 80H88V81H86ZM99 80H101V81H99ZM97 82L100 83V85ZM108 83L109 84L112 83L113 86L111 84V87H110ZM82 84H84L85 86L83 85L84 86L83 87ZM93 84L96 86H93ZM132 84L137 86L138 89L135 86H133ZM98 85H99V87H98ZM100 86L101 87L103 86L105 91L103 90V88H100ZM78 88H80L81 90ZM100 89H102V90H100ZM113 89L115 92L114 91L111 92V90H113ZM115 93H119L118 96ZM108 94L110 96H112V99H110L111 97ZM113 96H116L117 98L114 99ZM113 99L116 102H112ZM118 100L120 102H121V100L123 101L122 106L125 105V107H126L125 109L127 110V112H129L128 114L130 116V120L132 123H134V124H132V128L127 130V131H126V129H123V127H122L123 131L125 130L127 132V134H128V131H131V130L133 131V132H130V135L128 134L130 136V138H127L128 139L127 141L129 143L127 142L128 144H126V146L127 145L128 146H127V148L125 147L126 150H125V154L123 157V163L122 164L119 163L117 144L115 141L116 139L115 138L113 139V137H115V134L114 135L112 134V133H114L112 129H109L110 131L107 130L108 125H106L107 122H106V120H104L105 117L107 120L109 118L111 120L117 119V120H119L118 123H120V119L123 118V116L121 115L122 113L121 112L117 113V111L115 112L116 109H114V108H119V107L114 106V105H116L115 103L119 102ZM120 102L118 103V105L121 104ZM103 107H105L104 109L108 108L107 109L108 111L106 110L107 111L106 114L104 113L105 112L104 109H102ZM109 109H111L110 110L111 112L113 110L114 113L112 112V114H110L111 112L109 111ZM117 110L119 111L120 108ZM101 112H102V114H101ZM118 115H120V116H118ZM73 117L76 119H72ZM111 117H113V118H111ZM53 119H55V120H53ZM57 121H59V122H57ZM122 121H123V119L121 120V123H122ZM14 122H15V124H14ZM54 122H55V124H54ZM145 125L147 126V128H145L146 127ZM51 127H52V129H51ZM57 138H60L62 141L60 139H57ZM129 139H131V140H129ZM260 249H264V245H261ZM262 263L264 264V255H263Z\"/></svg>", "mask_w": 264, "mask_h": 264}]
</instances>
